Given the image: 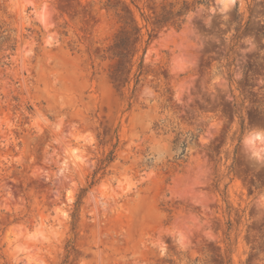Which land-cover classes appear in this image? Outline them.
<instances>
[{
    "label": "rangeland",
    "instance_id": "1",
    "mask_svg": "<svg viewBox=\"0 0 264 264\" xmlns=\"http://www.w3.org/2000/svg\"><path fill=\"white\" fill-rule=\"evenodd\" d=\"M195 1L0 0V264H264V0Z\"/></svg>",
    "mask_w": 264,
    "mask_h": 264
},
{
    "label": "trees",
    "instance_id": "2",
    "mask_svg": "<svg viewBox=\"0 0 264 264\" xmlns=\"http://www.w3.org/2000/svg\"><path fill=\"white\" fill-rule=\"evenodd\" d=\"M207 0H197L195 1L191 6L193 7L194 5H199V4H206ZM190 8V5H188L187 3H184L182 8L176 12H173L171 10H162L159 14H156L154 17V25H157L159 27H163V26H173V27H178V21L179 18L184 14V12L188 11ZM137 32H139V28H137ZM2 38L1 36V32H0V39ZM3 40H8V38H3ZM115 46L119 47V42L116 41ZM114 57L117 58V64H121L122 62V58H123V54H117L114 55ZM130 71V70H129ZM128 71V73H129ZM184 144L185 142L181 143V147L184 148ZM112 160V155L111 153L109 154V156L103 161L104 164L110 162Z\"/></svg>",
    "mask_w": 264,
    "mask_h": 264
}]
</instances>
